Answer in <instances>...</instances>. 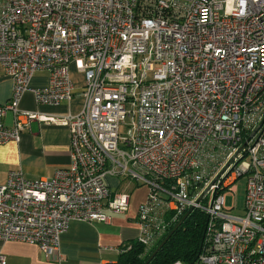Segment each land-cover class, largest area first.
Wrapping results in <instances>:
<instances>
[{
  "label": "built area",
  "instance_id": "obj_1",
  "mask_svg": "<svg viewBox=\"0 0 264 264\" xmlns=\"http://www.w3.org/2000/svg\"><path fill=\"white\" fill-rule=\"evenodd\" d=\"M70 63L83 75L77 114L19 108L42 68L35 102H69ZM0 64L13 83L0 144L37 120L67 127L70 148L50 179L9 171L0 242L34 243L64 264L71 221L108 223L142 182L135 240L145 249L191 208L207 216L201 250L171 264H264V0H0ZM243 175L244 213L234 215L225 192ZM119 176L127 184L113 192L107 178Z\"/></svg>",
  "mask_w": 264,
  "mask_h": 264
},
{
  "label": "crops",
  "instance_id": "obj_2",
  "mask_svg": "<svg viewBox=\"0 0 264 264\" xmlns=\"http://www.w3.org/2000/svg\"><path fill=\"white\" fill-rule=\"evenodd\" d=\"M73 84L74 97L69 102L57 106L39 105L30 89L45 87L49 71L45 68L35 70L29 81V89L24 93L19 108L46 115L77 114L83 100L76 94L83 86V75L74 63L68 66ZM12 79L4 73L0 64V104L11 96ZM7 127L13 126V116L3 117ZM70 163L69 131L62 125L32 120L20 132L19 141L0 144V184L5 183L11 170L20 169L28 179L54 176L60 168ZM111 190H119L121 180L108 177ZM138 234L137 210L129 207L125 213H109L108 223L73 220L61 236L60 255L64 264H104L115 262L124 249ZM0 255L4 264H54L48 261L38 245L29 242L9 240L0 242Z\"/></svg>",
  "mask_w": 264,
  "mask_h": 264
},
{
  "label": "trees",
  "instance_id": "obj_3",
  "mask_svg": "<svg viewBox=\"0 0 264 264\" xmlns=\"http://www.w3.org/2000/svg\"><path fill=\"white\" fill-rule=\"evenodd\" d=\"M206 220L205 213L196 209L190 212L147 263V259L167 233L150 249H145L136 240H132L131 248L123 249L115 262L104 264H171L177 260L191 263L201 250Z\"/></svg>",
  "mask_w": 264,
  "mask_h": 264
},
{
  "label": "rangeland",
  "instance_id": "obj_4",
  "mask_svg": "<svg viewBox=\"0 0 264 264\" xmlns=\"http://www.w3.org/2000/svg\"><path fill=\"white\" fill-rule=\"evenodd\" d=\"M124 127L121 128V131H124ZM121 180V185H126L123 176L118 177ZM245 184H246V175L238 177L233 186L235 191H226L225 193V206L229 208V213L234 215H243L244 213V196H245ZM122 189V188H120ZM130 196V207L133 211L138 210L139 205L144 202L148 186L145 183L138 182L137 184L131 183L125 188ZM211 195H208V198ZM208 200L202 201V204H207Z\"/></svg>",
  "mask_w": 264,
  "mask_h": 264
},
{
  "label": "water",
  "instance_id": "obj_5",
  "mask_svg": "<svg viewBox=\"0 0 264 264\" xmlns=\"http://www.w3.org/2000/svg\"><path fill=\"white\" fill-rule=\"evenodd\" d=\"M191 211V208L188 209V211L181 217V219L174 225V227L167 233V235L164 237V239L159 243L155 251L150 255V257L147 259L146 263L151 259V257L155 254V252L166 242V240L170 237V235L173 233V231L179 226V224L183 221V219L189 214Z\"/></svg>",
  "mask_w": 264,
  "mask_h": 264
}]
</instances>
